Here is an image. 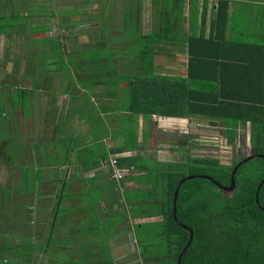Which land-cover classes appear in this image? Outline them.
Masks as SVG:
<instances>
[{
    "label": "trees",
    "instance_id": "1",
    "mask_svg": "<svg viewBox=\"0 0 264 264\" xmlns=\"http://www.w3.org/2000/svg\"><path fill=\"white\" fill-rule=\"evenodd\" d=\"M152 1L150 31L139 32L136 22L134 30L128 34L125 30L128 23L124 24L123 35H128L130 43L135 45L131 56L138 67L135 71L118 73L107 66L112 62L111 56L107 50L104 53L100 49L98 42L87 56L71 54L68 61L73 66L83 58L91 67L83 69L77 65L72 76L76 83L115 84V89H120L127 98L122 102V109L132 115L196 116L207 119L212 126L220 120L226 130L235 134L239 127L249 124L252 159L237 169L232 192L226 193L200 177L186 181L179 188L175 221L172 201L180 180L188 176H208L227 187L235 165L248 156L229 166L212 157L187 159L160 175L166 180L167 196L159 211L163 220L156 236L161 242L158 243L168 250L170 264H177L178 255L189 238L180 224L193 231L192 242L181 264H264V184L256 201L257 187L264 178V159L260 157L264 156V44L231 38L229 0H217L209 21V34L205 33L208 8L206 1L203 2L200 33L196 35L190 30L183 37L184 0H160L158 6L156 0ZM194 2L189 14L191 25L197 22L198 3ZM106 23L107 20L101 26L104 28ZM176 44H181L187 55L186 76L172 78L156 74V56L165 52L166 45ZM100 64H103L101 69L95 70ZM119 83L126 86L117 88ZM117 92L104 94L115 96ZM254 162L257 165H253Z\"/></svg>",
    "mask_w": 264,
    "mask_h": 264
},
{
    "label": "rangeland",
    "instance_id": "2",
    "mask_svg": "<svg viewBox=\"0 0 264 264\" xmlns=\"http://www.w3.org/2000/svg\"><path fill=\"white\" fill-rule=\"evenodd\" d=\"M49 1H51V3ZM91 1L92 0H78L79 3H76V0L73 1V5L76 3L77 6H84L82 9L79 7L72 9L74 10L72 14L77 16V23L64 25L71 33V38L69 39L65 37L68 36L69 31L68 34L65 33L62 35V38H57L55 35L49 36L48 31L51 29L49 21L32 26V38L29 40L30 44L28 48L25 47V55H23L20 60L21 64L27 65L25 66L26 70L18 72V78L24 77L23 82L21 81L20 83L22 85L24 84V89L32 85V87H36L37 91H44V86L49 85L47 87L49 90L47 91V88L45 90L47 91V95H40V98L44 99L43 101L41 100V102L39 101L41 104V111H48V108H50V105L46 102L48 99H51V102L54 100L57 101L60 95L66 93L65 95L68 98L67 102H69L67 106L68 111L79 113V121L77 124L80 123V126H82L83 122L87 121V135L86 137L83 136L87 141L93 139L95 135L102 134L100 131L95 132L96 129L100 130L101 128V121L97 114L99 113L98 108L101 110L104 109L103 105L99 104V96L108 91H118L114 96L115 101L111 104L112 107L116 106L119 102H124L127 98L123 96L120 89L111 88L109 83H106L104 87L100 88L85 82L83 84L86 88L83 89L82 83L79 82L81 83L79 84V88L77 84H75L72 71L70 69L69 71H64L69 68V51H67V47H69V49L71 48L72 51H79V49L87 48V43L93 47L96 46L94 37H91L93 39L87 40L85 37L75 36V33L78 31H82L85 35L91 33L90 28H96L93 20H96L98 24H103V21L107 20V23L104 24L105 29H101L104 33L98 30V35L101 36V33L102 35L104 34L99 40L101 50H109L108 47H112L113 44H115L114 39H111L110 35H112V32L115 30L112 27H115L117 32L120 31L122 25L120 21L129 23L135 18L142 17L143 30L147 31L149 28L148 17L151 16L150 4L153 2L152 0H109L108 6L104 5V8L103 5H101L102 7L100 6V9H104L102 15H99V13L94 10V13L97 12V16L95 17L87 15L91 12V8L85 4L91 3ZM156 1L158 6L160 0ZM162 1L165 2L166 0ZM229 1L230 18L228 30L231 38L234 40H242L245 43L264 44V0ZM194 4L196 5V2H194ZM52 6L53 0H45L44 3L40 2L39 4L34 0H24L22 8L17 9L16 7L15 11H17L20 16H22L23 13L29 14L30 12L35 14L36 12L43 13V11H48V13H51L53 10ZM7 13L9 14V10H7ZM40 14L41 13H39V16H42ZM65 14L68 16L69 12ZM24 17V19H27L26 16ZM158 17L160 16L158 15L157 18ZM10 18L12 17L10 16ZM8 22H10L9 15L8 17L6 15L1 16L0 13V31L7 27L9 24ZM59 26L63 25H57L56 27L59 29ZM128 43L129 41L126 40H122L120 43L123 52H126L125 50L129 48ZM76 44H78V46L75 47ZM89 50L83 51V55H88L91 52ZM6 58H9L7 62H12L14 57H1L0 59L4 61ZM86 67L87 66H85V69ZM55 68L58 69L57 71H60L59 69L62 71L53 72L52 70ZM34 79L37 82H35ZM52 81L55 83L54 90L53 86H51ZM31 82H35L36 85ZM111 82L114 83L115 81L112 80ZM15 84H17L15 78L10 77H8L6 83L3 85L0 84V91H2V93L5 91L11 94V97H14L12 98L14 101L16 99L15 94L20 91L14 88ZM22 85L21 88H23ZM58 90L59 92L57 93ZM23 91L28 97L34 96V94L30 92ZM92 98L96 100V103L90 102ZM94 104L99 106L94 107ZM24 107L25 115L27 116L28 107L31 106L25 104ZM3 112V108L0 105V159L11 153L19 154L22 150L26 151V158L23 160V165L26 166V169L25 166L23 168L21 167L22 162L19 161L16 165V180H18L16 188H0V264H114L112 259L114 257H119V255L115 256L117 252L114 251L112 253L111 247H106V244L115 246L117 243H122L121 241L123 239L121 236L124 233L127 239L133 238L134 236V245L128 247L129 254L126 255L127 257H125L124 262L129 261V264L132 263L135 259L132 255L136 254L135 250H137L144 254L143 257L145 259L150 258L149 260H153L147 264H170L171 257L168 250L164 248V245L160 244V239L155 235L159 233L157 227L159 225L144 223L139 226L136 225L135 228L131 230L130 225L127 223L130 228V230L127 231H131L132 233L125 232L126 230L123 231L122 229L113 233L112 225L115 222L120 223L122 220H128L131 218L130 216H135L136 212H139L141 209L137 204L132 207L129 201L128 206L130 205L129 212L131 215L127 213L128 206L124 208V214L119 215V217L114 215L111 211H108V218L102 221L104 230L91 234L87 233L86 235L76 233L73 237L70 234L71 230L75 228L81 230L85 226H90L91 223L89 221L84 222L83 219L79 220L75 215V217L73 216L75 222L69 223L68 214L74 208L66 204L64 205V202H62L60 207L57 204L56 208L59 207V210H56L57 212L55 211L56 216L53 217L51 225L45 233L47 236L43 240L44 235L39 236V234L44 229L46 224L45 219L48 218V208L44 206V204L50 201L46 199V194L42 195L39 193V191H41V186H44L46 183L40 180V172L38 176L35 177L36 173L33 171L34 169H42V161H44L45 164L53 165V159L46 161L47 151H41V146L34 141L35 134L31 132L32 141L27 142V138L25 133L22 132V129H18L15 121L9 118L6 119L2 116ZM8 115L12 116V110H8ZM53 116L54 115L51 117ZM43 118L44 116H41L40 119H32L26 122L29 128H38L37 138L40 139L39 141L44 139L43 136L41 137L42 134L45 133L47 135L46 130H43L42 122L47 123L48 121L47 118L42 120ZM54 120L55 118L53 117L50 122L53 123ZM21 124L23 123L21 122ZM168 124L169 126L166 131V133H168L167 135L162 132V130L157 131V134H155L156 138L153 142V148H155L156 145H161L160 138L166 136L168 139L170 138V140L177 141L189 135L191 136V143L193 144H191L192 149L189 147L188 152L186 151L185 153L180 151L176 153L163 152L161 155L165 156L166 159H172L175 162L181 163L185 162L187 157L191 159L212 157L218 159L221 164L229 166L232 162L250 155L249 124H245L244 127H239L236 134L234 131L230 132L226 130V126L223 125L220 120L217 121L216 126H212L206 120L199 118H189L182 121L173 120V122H168ZM60 133H63L64 137L69 138L72 129L66 127L64 123L60 126ZM68 141L69 140L64 139L60 144L64 145V147H73ZM42 147H47L46 142L42 144ZM168 147L170 146H166V149H168ZM53 149L55 150V146ZM43 156H45V159ZM38 157H40L41 162L38 163L37 168H34V159ZM60 158L61 156L59 155V158L55 159L54 162H61ZM253 165H257V163L254 162ZM248 170L249 167H246V171ZM165 182L166 180L164 178L155 180L153 183L154 192L153 190L149 192V198L151 197L155 202L160 201V194L158 193L160 192L159 188L161 186L164 187ZM99 190L100 189L96 188L91 189L95 194H99ZM142 195L143 193H140L135 197V194H132L131 197L137 198ZM127 198H130L129 195ZM155 213H157L156 207L151 206L145 208L143 214L152 215ZM125 216L127 218H125ZM71 217L72 216H70V219ZM62 228L63 230H61ZM126 233H128V235ZM111 237L119 238L111 242L109 241ZM72 239L81 243L80 248H76V250L73 249L72 246H74V242Z\"/></svg>",
    "mask_w": 264,
    "mask_h": 264
},
{
    "label": "crops",
    "instance_id": "3",
    "mask_svg": "<svg viewBox=\"0 0 264 264\" xmlns=\"http://www.w3.org/2000/svg\"><path fill=\"white\" fill-rule=\"evenodd\" d=\"M34 1H36V3L38 4L40 2H45V0ZM73 1L75 0H53V10L51 13H48V11H43V13L36 12L35 14H33L30 12L29 14L23 13L22 16H20L19 13L15 10L16 7L17 9L22 8L24 0H0L1 16L6 15L8 17L9 15L10 21L8 22L9 24L7 25V27L0 31V58L14 57L12 62H7L9 58H6L4 60L5 62L0 59V84L3 85L4 83H6L8 81V77L15 78L17 84L14 85V88L20 90L15 94V101L12 99L14 97H11V94L6 93L5 91L2 93V91H0V97L2 96L0 105L4 111L2 116H4L6 119L9 118L10 120H13L17 123L18 129H22V132L25 133L27 142L32 141L31 132L32 134H35L34 141L41 146V151H47L46 161H48L49 159H53V165L45 164L44 161H42V169H34L33 171L34 173H36L35 177H37L38 173L40 172V180L43 183H46L44 184V186H41V191H39V193L42 195L46 194V199L50 201L49 203L44 204V206H47L48 208V218L45 219L46 224L43 231L40 232L39 236L44 235L43 240L45 239V237L47 236V234L45 235V233L49 229L53 217L56 216L55 211L59 210L62 202H64V205L66 204L67 206H71L72 208H74L68 214V221H70L69 223L75 222L73 218L74 215L78 217L79 220L83 219L84 222L89 221L91 223L90 226H85V229L83 228L81 230H77L75 228L74 230H71L70 234L72 235V237L75 236L76 233L86 235L87 233L91 234L100 230H104L102 227V221H104L105 218H108V211H111L114 215L119 217V215L124 214V208L128 206V201L132 204V207L137 204L141 209L139 210V212H136L135 216H130L131 218H129L128 220H122L120 223L115 222L112 225L113 233L119 231V229H122L123 231L126 230L125 232L130 233L131 231H127L130 230L129 225L131 227V230H133L136 225L139 226L144 223L159 225L157 226L159 232L161 229L160 223L163 220V215L159 211L162 207H164V200L167 196L166 189L162 186L159 188L160 192L158 193L160 194V201L158 202H155V200L151 199V197L149 198V192H151L152 190L154 192L153 183L155 182V180L160 179V175L165 174V171L168 170L170 166L180 163L175 162L172 159H166L165 156L161 154L163 152H188L189 147L190 149H192L191 144L193 143H191V136L189 135L185 136V139L181 138L177 141L170 140V138L168 139V137L166 136L164 138H160L161 145H156V147L153 148V142L156 138L155 134H157V131L162 130V132L167 135L168 133H166V131L169 126L168 122H173V120L182 121L189 118H199L206 120L207 122L208 120L196 116L179 118L143 114L132 115L124 108L122 109L123 104L121 102L112 107L111 104H113V102L115 101V97L108 96L107 94L102 93L101 95L99 94V104H102L104 109L101 110L100 108H98L99 113H97L101 121V128L100 130L96 129L95 131H100V133L102 134H98L97 136L95 135L93 136V139L87 141L83 137H86L87 135V121L83 122L82 126H80V123L77 124V122L79 121V113L68 111L67 106L69 102H67L68 98L65 95L66 93L60 95V98L57 101L54 100L53 102H51L52 100L48 99L46 102L50 105V108H48V111H41V104L39 103V101L41 102V100L43 101L44 99H41L40 95H47V91L49 90V88L47 87L49 85L44 86L45 90L47 88V91H37L36 87H32V85L27 86V88L24 89V84H20L21 81L23 82L24 77L18 78V72L26 70L25 66L27 65L21 64L20 60L21 57L25 55V47L28 48L30 44L29 40H31L32 38V26L43 23L45 21H49L51 24V29L48 31L49 36L55 35L57 38H62V35H64L65 33L68 34L69 29L65 26L67 24L77 23V16L72 14V12L74 11L72 9L75 7H79L80 9H82L84 6H77L76 3H79L78 0H76L77 2L75 3V5H73ZM205 1L208 8L205 33L209 34V21L212 18L213 9L216 6L217 0H197V22L195 25H191V22H189V14L190 11L194 8V6H192L194 0H186V2L184 0L183 27L181 29L182 37L183 35H188L190 33V30L195 32L196 35L200 33L201 9L202 4ZM49 2L51 3V1ZM108 4L109 0H92L91 3L85 4L91 8V12L87 15L96 17L97 12L99 13V15H102L104 9H100V6L103 5L104 8V5L108 6ZM7 10H9V14L7 13ZM94 10L97 12L94 13ZM229 11L230 5L228 10V15L230 18ZM68 12L69 15L67 16L65 13ZM39 13H41L40 15L42 16H39ZM10 16L12 18H10ZM24 16H26L27 19H24ZM152 20V17L149 16V28L147 31L143 30L142 17L135 18L131 23L129 22L125 30L128 32V34H130V32L134 30L133 25L138 22L139 32H148L152 29ZM93 21L95 22L96 28H90L91 33L85 35L84 33H82V31H78L75 33V36L85 37L87 40L93 39L91 37H94L97 46L100 37L104 35H102V33L104 32H102L101 30L103 29V24L96 23V20ZM120 22L122 25L119 32L116 31L115 27H112L115 30L112 32L113 34L110 35V38L114 39L115 44H113L112 47H108L109 50L107 51L111 56L112 62L107 66H111L118 73L120 71H135V69L138 67L136 66L135 60L131 58L133 52H135V45L133 43H130L131 39H129L128 35L127 37L123 35L124 24L126 25V23H123L122 21ZM103 23H105V21ZM57 25L63 26H59L58 29V27H56ZM98 30L99 32H102L101 36L98 35ZM70 35L71 33L69 31L68 36L65 37H68L69 39L71 38ZM122 40L129 41V48L125 50L126 52H123L121 50L122 47L120 46V43L122 42ZM87 45V48L79 49V51H72L71 48L69 49V47H67V51H69L68 56L70 57L74 52L79 57H83V51H88L89 48L90 50L96 48V46L93 47L88 43ZM76 46H78V44H76L75 47ZM161 47L163 48L164 45H161ZM164 50L165 52H160L155 58V73L161 76L172 78L185 77V64L187 63V55L183 47H181V44L170 46L166 45ZM105 52L106 51L104 50V53ZM82 59L83 58H80V63L74 64V66L68 61L69 68L64 71H69L70 69L73 72L77 65L79 68H81L82 66V68L85 69V66H87V69H91V67H89L86 62H83ZM101 66H103V64L96 65L95 70H100ZM57 70L58 69L55 68L52 71H62L61 69H59L60 71ZM34 81L37 82L35 79ZM35 82L31 83L34 84ZM54 84V81H52L51 86H53V90ZM75 84H77V86L80 88L78 82H75ZM21 85L23 88H21ZM114 85H110L111 88H115ZM121 85L126 86L125 83L116 84L117 88L125 87ZM104 86L105 84H100L96 87L102 88ZM4 87L6 88L5 85ZM82 88L85 89L86 87L82 86ZM23 90L34 94V96H26V93H24ZM58 92L59 90L57 91V93ZM90 102L96 103V100L92 98ZM25 104L31 106L28 107L29 110L27 116L25 115ZM96 106L98 107L99 105L94 104V107ZM8 110H12V116L8 115ZM52 115H54L53 117L55 118L53 123L50 122V120L53 119V117H51ZM41 116H44L42 120L47 118L48 121L47 123L42 122L43 130H46L47 135L45 133L42 134L41 137L43 136L44 139L42 141H39L40 139L37 138L38 128H29L26 125V122L32 119H40ZM21 122L23 124H21ZM64 123L66 124V127L72 129V133L69 138L64 137L63 133H60V126ZM64 139L69 140L68 143L73 145V147H64V145L60 144V142ZM184 141H186L185 144L183 143ZM45 142L47 146L46 148L42 147V144ZM54 146L55 150L53 149ZM166 146L170 147L166 149ZM25 153L26 151L22 150L19 152V154L11 153L0 159V188H16L18 183V180H16V165L19 161H21V167L23 168L25 166L23 165V160L24 158H26ZM59 155L61 156V162L55 163L54 160L59 158ZM43 158L45 159V156H43ZM113 158H116L118 160L120 167L131 168L129 174L123 180L116 181L112 178V168L110 166V161ZM187 159L191 158L187 157ZM34 161V168H37L38 163L41 162V159L40 157H38L37 159H34ZM92 188L100 189V193H93L91 191ZM140 193H143V195L140 197H131L132 194H135L136 197L137 194ZM128 195L130 198H127ZM57 204L59 205L58 208H56ZM151 206L156 207L157 213L152 215L143 214L144 209ZM129 208L130 205L128 206L127 213L131 215V213L129 212ZM70 216H72L71 219ZM125 218L127 217L125 216ZM127 223L129 225H127ZM63 228L61 230H63ZM128 233L126 234L128 235ZM121 237L123 239L121 241L122 243H117L115 246L106 244V247H111L112 253L116 251L117 254H115V256L119 255V257H114L112 259V261H114V264H120V262L121 264H129V261L124 262V259L125 257H127L126 255L129 254L128 247L134 245V236L133 238L127 239L124 233ZM118 238L119 237H111L109 241L113 242ZM72 241L74 242V246H72L74 250H76V248H80L81 243H78L74 239H72ZM136 251L137 250H135L136 254L132 255V257L135 259L130 264H147L153 261L149 260L150 258L145 259L143 257L144 254Z\"/></svg>",
    "mask_w": 264,
    "mask_h": 264
},
{
    "label": "water",
    "instance_id": "4",
    "mask_svg": "<svg viewBox=\"0 0 264 264\" xmlns=\"http://www.w3.org/2000/svg\"><path fill=\"white\" fill-rule=\"evenodd\" d=\"M260 157L264 159V156H260ZM251 159H252V156H248V157L242 159L237 165H235V167H234V169L232 170V173H231L230 185L227 186V187L221 185L219 182L213 180L211 177H208V176H188V177L180 180V182L178 183L177 187L175 188L174 195H173V201H172V206H173L172 207V214H173L174 220L177 221V218H176V202H177V198H178L179 188H180V186L183 183H185L186 181L192 180L195 177H200L202 179L210 180L219 189H221L222 191H224L226 193L232 192L233 189H234V187H235L234 175H235L237 169L242 164L247 163ZM263 184H264V178L262 179V181L260 182V184L257 187V190H256V201H257V197H258V192L261 189V187L263 186ZM180 226L189 233V238H188V241H187L186 245L184 246V248L182 249V251L178 255L177 264H181L182 256L186 252V250L188 249V247L190 246V244L192 242V239H193V231L189 227H187L186 225H184V224H180Z\"/></svg>",
    "mask_w": 264,
    "mask_h": 264
},
{
    "label": "built area",
    "instance_id": "5",
    "mask_svg": "<svg viewBox=\"0 0 264 264\" xmlns=\"http://www.w3.org/2000/svg\"><path fill=\"white\" fill-rule=\"evenodd\" d=\"M112 178L116 181L123 180L130 172L131 168H123L119 166L118 160L113 158L111 161Z\"/></svg>",
    "mask_w": 264,
    "mask_h": 264
},
{
    "label": "flooded vegetation",
    "instance_id": "6",
    "mask_svg": "<svg viewBox=\"0 0 264 264\" xmlns=\"http://www.w3.org/2000/svg\"><path fill=\"white\" fill-rule=\"evenodd\" d=\"M262 210H264V208Z\"/></svg>",
    "mask_w": 264,
    "mask_h": 264
}]
</instances>
